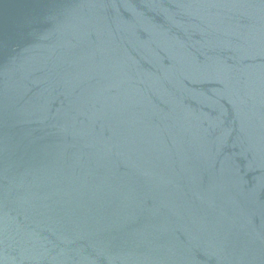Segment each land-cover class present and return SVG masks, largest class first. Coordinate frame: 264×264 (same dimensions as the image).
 I'll use <instances>...</instances> for the list:
<instances>
[{"label": "water", "instance_id": "1", "mask_svg": "<svg viewBox=\"0 0 264 264\" xmlns=\"http://www.w3.org/2000/svg\"><path fill=\"white\" fill-rule=\"evenodd\" d=\"M0 264H264V0H0Z\"/></svg>", "mask_w": 264, "mask_h": 264}]
</instances>
